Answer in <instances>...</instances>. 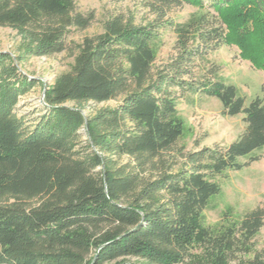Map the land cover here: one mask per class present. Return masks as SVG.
<instances>
[{"label": "trees", "instance_id": "trees-1", "mask_svg": "<svg viewBox=\"0 0 264 264\" xmlns=\"http://www.w3.org/2000/svg\"><path fill=\"white\" fill-rule=\"evenodd\" d=\"M158 2L159 19L137 26L116 16L85 39L34 119L15 109L38 81L0 53V264H264V248L249 257L264 206L233 226L202 224L221 190L216 178L264 148V102L246 105L217 69L196 71L225 43L264 72V0ZM183 4L208 8L215 20L168 23L179 51L155 69L159 20ZM91 18L73 0H0V27L26 41L20 62L61 53L71 29ZM196 95L217 98L228 116L244 114L245 132L227 146L178 148L177 101ZM119 97L116 107L80 111Z\"/></svg>", "mask_w": 264, "mask_h": 264}, {"label": "rangeland", "instance_id": "rangeland-1", "mask_svg": "<svg viewBox=\"0 0 264 264\" xmlns=\"http://www.w3.org/2000/svg\"><path fill=\"white\" fill-rule=\"evenodd\" d=\"M75 12L84 17L91 16V22L85 29L72 28L66 38V49L52 56L31 57L18 61L26 43L24 37L10 27H0V53L9 54L16 61L21 73L37 85L20 98L15 112L18 116L34 119L41 115L43 91L51 86L55 79L71 69L79 47L85 39H94L104 33V26L113 17L122 16L134 25H146L160 16L156 8L161 7L158 0H73ZM205 16L214 21V12L208 8L183 4L167 12L159 31L156 48L155 69L169 62L179 51L178 36L168 23L185 24L192 18ZM196 71L209 76L217 69V76L227 84L234 85L249 105L256 98L264 102V72L256 69L249 61L239 56L236 46L221 44L204 61H197ZM122 97L102 103L84 104L85 115L100 108L116 107ZM179 116L184 122V133L178 142V148L185 152L199 150L215 145L227 146L238 139L246 130L245 115L228 116L224 114L222 103L214 97L192 96L177 101ZM86 139L85 130L81 131ZM255 158V160H253ZM126 162L127 158H123ZM244 166L239 170L225 171L216 180L221 190L214 195L203 212L202 224L210 230L239 223L244 215L259 206H264V148L251 156L239 160ZM35 204V203H33ZM251 255L264 248V226L252 241ZM198 247V245H196ZM200 250L195 248V252Z\"/></svg>", "mask_w": 264, "mask_h": 264}, {"label": "water", "instance_id": "water-1", "mask_svg": "<svg viewBox=\"0 0 264 264\" xmlns=\"http://www.w3.org/2000/svg\"><path fill=\"white\" fill-rule=\"evenodd\" d=\"M45 93H46V88L44 89V91H43V96H42V98H41V103H42V105L43 106H46L47 104L45 103ZM64 106H66V105H64ZM82 113H83V115H85V111L84 110H80Z\"/></svg>", "mask_w": 264, "mask_h": 264}]
</instances>
